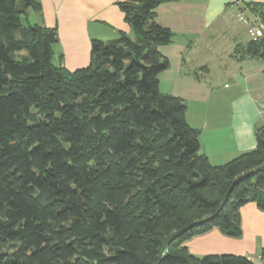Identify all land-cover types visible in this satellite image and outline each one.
Returning <instances> with one entry per match:
<instances>
[{"label": "trees", "instance_id": "1", "mask_svg": "<svg viewBox=\"0 0 264 264\" xmlns=\"http://www.w3.org/2000/svg\"><path fill=\"white\" fill-rule=\"evenodd\" d=\"M168 1L119 2L134 37L93 39L89 64L69 70L56 59L57 28L26 14L39 1L19 12V0H0V264H155L168 235L211 216L236 177L264 166L263 129L255 149L214 165L187 103L160 91L170 65L160 47L174 33L155 18ZM251 8L264 22V4ZM238 54L264 59V37ZM249 202L264 210V169L172 240L159 264H253L185 245L214 227L240 236Z\"/></svg>", "mask_w": 264, "mask_h": 264}, {"label": "crops", "instance_id": "2", "mask_svg": "<svg viewBox=\"0 0 264 264\" xmlns=\"http://www.w3.org/2000/svg\"><path fill=\"white\" fill-rule=\"evenodd\" d=\"M38 1L41 10L28 7L26 14L57 28L56 59L69 70L89 64L93 39H114L119 31L134 37L118 6L124 0ZM254 4L264 0H171L156 8V21L174 33L160 47L170 62L159 75L160 91L187 103L186 119L200 129L202 152L214 165L255 149L256 131L264 130V59L236 55V46L249 40ZM240 226L238 237L214 227L185 245L197 257L235 254L253 262L264 252V210L244 204Z\"/></svg>", "mask_w": 264, "mask_h": 264}, {"label": "water", "instance_id": "3", "mask_svg": "<svg viewBox=\"0 0 264 264\" xmlns=\"http://www.w3.org/2000/svg\"><path fill=\"white\" fill-rule=\"evenodd\" d=\"M27 5H28V0H19L18 6H17L18 11H19V12L23 11V10L27 7ZM263 169H264V166H262V167H258V168H256V169H253V170H250V171H247V172H245V173L240 174L238 177H236V178L234 179L233 183L231 184V186L229 187L228 191H227L226 194L224 195V197H223V199H222V203H221L219 209H218L215 213H213V214H212L211 216H209V217H206V218H203V219H200V220H196V221H194V222H192V223L186 225L185 227H183V228H181V229H178V230L172 232L170 235H168V236L166 237L165 241H164V244H163V247H162L161 253H160V255H159V257H158V260H157V262H156L155 264H159V263H160V261H161V259H162V256H163V253H164L165 249L167 248V245H168L172 240H174V239L177 238L178 236L182 235L184 232H186V231L189 230L190 228H192V227H194V226H197V225H199V224H202V223H204V222L210 220L211 218H214V217L218 214L219 210L222 208L223 204L226 202V199H227V197H228V195H229L231 189L233 188V186H234L237 182H239V181L243 180L244 178H246V177H248V176H250V175H252V174H254V173H256V172H258V171H260V170H263Z\"/></svg>", "mask_w": 264, "mask_h": 264}, {"label": "built area", "instance_id": "4", "mask_svg": "<svg viewBox=\"0 0 264 264\" xmlns=\"http://www.w3.org/2000/svg\"><path fill=\"white\" fill-rule=\"evenodd\" d=\"M249 38L252 40H259L264 37V22L255 19L248 29ZM253 264H264V252L259 254Z\"/></svg>", "mask_w": 264, "mask_h": 264}, {"label": "rangeland", "instance_id": "5", "mask_svg": "<svg viewBox=\"0 0 264 264\" xmlns=\"http://www.w3.org/2000/svg\"><path fill=\"white\" fill-rule=\"evenodd\" d=\"M24 26H27V24L24 23ZM248 36H249V35H248ZM245 38H246V36H245ZM249 39H250V38H249ZM105 41H107V40H105ZM234 54H235V53H234Z\"/></svg>", "mask_w": 264, "mask_h": 264}]
</instances>
